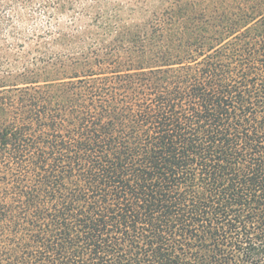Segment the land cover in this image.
<instances>
[{"label":"trees","instance_id":"trees-1","mask_svg":"<svg viewBox=\"0 0 264 264\" xmlns=\"http://www.w3.org/2000/svg\"><path fill=\"white\" fill-rule=\"evenodd\" d=\"M147 2L0 0V264H264V0Z\"/></svg>","mask_w":264,"mask_h":264},{"label":"rangeland","instance_id":"rangeland-1","mask_svg":"<svg viewBox=\"0 0 264 264\" xmlns=\"http://www.w3.org/2000/svg\"><path fill=\"white\" fill-rule=\"evenodd\" d=\"M114 1H115V0H114ZM156 1H157V0H148L147 3H148L149 5H153L154 3H157ZM66 20H68V17H65V18L63 19L62 23H64Z\"/></svg>","mask_w":264,"mask_h":264}]
</instances>
